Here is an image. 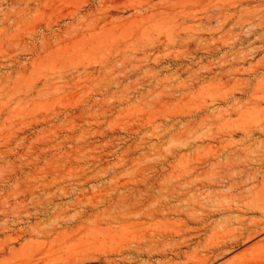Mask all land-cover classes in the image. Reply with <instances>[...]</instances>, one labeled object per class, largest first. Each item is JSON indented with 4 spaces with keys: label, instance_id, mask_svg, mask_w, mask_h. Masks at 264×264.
<instances>
[{
    "label": "rangeland",
    "instance_id": "rangeland-1",
    "mask_svg": "<svg viewBox=\"0 0 264 264\" xmlns=\"http://www.w3.org/2000/svg\"><path fill=\"white\" fill-rule=\"evenodd\" d=\"M243 165L264 172V0H0V264L155 232L146 264H185L217 239L195 235L212 171Z\"/></svg>",
    "mask_w": 264,
    "mask_h": 264
},
{
    "label": "bare ground",
    "instance_id": "bare-ground-1",
    "mask_svg": "<svg viewBox=\"0 0 264 264\" xmlns=\"http://www.w3.org/2000/svg\"><path fill=\"white\" fill-rule=\"evenodd\" d=\"M262 170L259 167L243 165L225 166L212 171L214 181L209 184L211 189L208 192L209 197H205L207 200L205 201L209 204L210 208H206V210L202 207L205 203L203 202L201 203V207L196 210L198 215L194 216L199 221L200 227L197 229L195 235L199 240L204 235L211 233V236L217 239L206 244L201 242V240L200 242L197 241L198 246L195 251L198 253L194 255L197 256L195 259L192 258L193 260L188 259L189 261L185 264H237L240 263L241 259L247 257L249 253L264 249V238H262L238 253V255L223 261L228 256H231L237 248L248 244L264 234V172ZM208 171L210 172V170ZM209 174L212 176L211 173ZM249 182L252 184L251 187L248 185ZM204 194L201 192L202 196L206 195ZM97 198L93 201L95 202L96 199L97 201L99 199L103 200V197ZM97 201L94 203L95 205ZM139 203L144 205L143 201H139ZM126 206L128 208L126 209L125 207L124 212L121 211L119 217V220L123 223L121 227L123 230H127V222L131 220L129 216L133 214L129 202ZM78 214L80 215L79 218H84L89 214V211H81ZM147 216L152 217L154 215L148 214ZM217 217H219L218 220L221 217L222 221H216L215 218ZM218 229H221L222 233H219ZM95 230H93L94 234L96 233ZM57 236L60 237L61 233H57ZM167 238H169V235L159 232L145 233L139 239L140 242L135 245V249L128 247L126 250L117 249L106 252L90 247L84 251V254L64 261L63 264H91L93 262L100 264H146L144 260L159 257L167 258L169 256V254H166V249L160 248L161 242ZM181 245H178V248L169 250L173 259L181 258L183 252ZM200 248H202V251H198ZM158 263L161 262L159 261Z\"/></svg>",
    "mask_w": 264,
    "mask_h": 264
}]
</instances>
